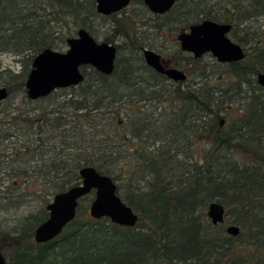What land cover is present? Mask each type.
<instances>
[{"label": "trees", "instance_id": "trees-1", "mask_svg": "<svg viewBox=\"0 0 264 264\" xmlns=\"http://www.w3.org/2000/svg\"><path fill=\"white\" fill-rule=\"evenodd\" d=\"M131 2L138 11L103 15L95 0H0V56L21 64L0 61L9 92L0 104V214H9L0 251L9 264H264V0H178L161 15ZM204 19L232 25L242 60L208 62L175 46L180 82L145 64L144 27L176 33ZM81 28L116 43L114 71L84 66L79 85L31 99L34 57L64 49ZM86 165L112 176L136 225L91 217L92 192L57 238L37 243L51 197L79 183ZM211 201L225 206L223 223L209 220Z\"/></svg>", "mask_w": 264, "mask_h": 264}, {"label": "water", "instance_id": "water-1", "mask_svg": "<svg viewBox=\"0 0 264 264\" xmlns=\"http://www.w3.org/2000/svg\"><path fill=\"white\" fill-rule=\"evenodd\" d=\"M97 11L110 15L125 9L131 0H95ZM147 8L157 14L168 11L177 0H142ZM230 23L204 19L190 24L187 30L177 35L181 50L195 58L211 54L218 62L242 60L243 47L229 37ZM67 48L57 50L45 48L33 60L25 87L31 99L47 96L53 91L79 85L85 78L82 68L92 66L104 74L115 69L117 47L115 44L96 39L85 28L75 36L67 38ZM145 63L160 74L174 81H184L186 73L177 67H166L161 55L148 48H142ZM256 81L264 88V71L256 75ZM9 95L5 86L0 87V104ZM80 182L56 193L46 205L48 217L34 231L37 243H47L57 238L77 214L80 199L94 192L89 211L93 218L108 217L122 226H135L138 214L125 203L118 193V184L112 176L101 172L95 166L86 165L79 170ZM207 216L212 224L225 221V206L211 201ZM235 224H227L226 232L232 236L239 233ZM0 264H9L0 251Z\"/></svg>", "mask_w": 264, "mask_h": 264}, {"label": "rangeland", "instance_id": "rangeland-1", "mask_svg": "<svg viewBox=\"0 0 264 264\" xmlns=\"http://www.w3.org/2000/svg\"><path fill=\"white\" fill-rule=\"evenodd\" d=\"M215 1L217 0H207L206 5L209 6L213 4V2ZM136 8L137 6L131 2L125 9H129V10L134 9L136 12L138 11ZM141 32L143 33L145 37L148 38L146 41L152 44L151 48L155 50L157 53L161 54L166 66H171V67L174 66L173 61H172V56L170 54L173 53V48L175 46H178L175 40V33L173 31L169 32L168 29H163L159 32L158 31L156 32V30L153 29L151 24L144 27ZM64 49H66V47ZM212 59L213 57L211 56V54H205V57H204L205 61L209 62V61H212ZM0 61L2 62L1 69H5L6 67H11L15 71H19L21 69V64L17 62V56H15L14 54L10 52H5L1 54ZM236 109L237 108L230 110L232 111L231 113H236ZM196 144H197V148L202 149L204 147L203 138H196ZM17 213L18 214L16 215H20V211H18ZM6 216H9V214H6V213L0 214V225H2L1 226L2 228L8 229L7 224L9 222H5Z\"/></svg>", "mask_w": 264, "mask_h": 264}, {"label": "flooded vegetation", "instance_id": "flooded-vegetation-1", "mask_svg": "<svg viewBox=\"0 0 264 264\" xmlns=\"http://www.w3.org/2000/svg\"><path fill=\"white\" fill-rule=\"evenodd\" d=\"M178 1V0H177ZM176 1V2H177ZM131 2V1H130ZM143 2V1H142ZM176 2H175V4H176ZM144 3V2H143ZM145 5V4H144ZM146 6V5H145ZM173 7V6H172ZM171 7V8H172ZM146 8H147V6H146ZM170 8V9H171ZM148 9V8H147ZM169 9V10H170ZM124 10V9H123ZM123 10H121V11H123ZM149 10V9H148ZM168 10V11H169ZM121 11H119V12H121ZM150 11V10H149ZM151 12V11H150ZM167 12V11H166ZM166 12H164V13H166ZM117 13V12H116ZM153 13V12H152ZM164 13H161V14H164ZM153 14H157V13H153ZM161 14H159V15H161ZM188 29V26L186 27V28H184V29H180V30H178L176 33H175V40H176V42H177V44H178V47L180 48V46H179V41H178V39H177V35L180 33V32H182V31H184V30H187ZM73 36H75V35H73ZM99 40H101V39H99ZM102 41H105V40H102ZM106 42H108V41H106ZM110 43H113V42H110ZM113 44H115L116 45V43H113ZM68 46V45H67ZM67 46H66V48H67ZM116 47H117V45H116ZM142 48H148V47H141V53H142ZM148 49H152V48H148ZM181 49V48H180ZM62 50H65V49H62ZM153 50V49H152ZM155 51V50H154ZM183 51V50H182ZM185 52V51H184ZM187 53H189V52H187ZM117 54H118V48H117ZM191 54V53H190ZM205 54H209V53H205ZM205 54H203V55H205ZM161 55V54H160ZM192 55V54H191ZM202 55V56H203ZM193 56V55H192ZM201 56V57H202ZM142 57H143V53H142ZM161 58H162V56H161ZM116 59H117V57H116ZM143 60H144V58H143ZM162 60H163V58H162ZM164 61V60H163ZM116 62V61H115ZM144 62H145V60H144ZM146 64V63H145ZM164 65L166 66V64H165V62H164ZM87 66H89V65H87ZM166 67H168V66H166ZM173 67H175V66H173ZM178 68V67H177ZM179 69H181V68H179ZM182 70V69H181ZM157 72V71H156ZM160 74V73H159ZM161 75H163V74H161ZM165 76V75H164ZM166 77V76H165ZM170 82H180V81H174V80H172V79H170V78H168V77H166ZM186 80V79H185ZM3 102V101H2ZM1 102V103H2Z\"/></svg>", "mask_w": 264, "mask_h": 264}]
</instances>
